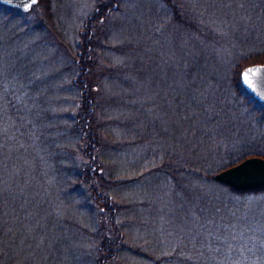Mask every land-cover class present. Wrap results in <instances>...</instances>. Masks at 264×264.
Listing matches in <instances>:
<instances>
[{
	"label": "rangeland",
	"instance_id": "rangeland-1",
	"mask_svg": "<svg viewBox=\"0 0 264 264\" xmlns=\"http://www.w3.org/2000/svg\"><path fill=\"white\" fill-rule=\"evenodd\" d=\"M105 1L38 0L28 10L0 2V93L9 101L7 114L14 110L18 117V129L11 132L17 136L12 144L16 154L11 158L28 171L24 178L18 165L12 175L22 179L21 193L26 197L21 196L18 211L3 213L0 264L100 262L103 233L106 228L112 231L110 223L85 194L93 210L80 208L74 199L80 191L75 186V169L89 143L79 119L87 89L92 90L97 105L90 130L96 124L100 148L93 153L123 233V243L112 246L116 248L112 261L170 264L172 252L188 238L189 228H182L188 222L182 205L190 201L185 202L172 176L160 170L171 157V145H179L182 153L188 148L189 155L198 157L209 146L212 160H217L219 140L215 147L212 133L200 134L202 122L188 125L171 116L180 104L185 109V92L197 91L191 84L200 85L202 71L218 69L215 56L200 58L205 53L212 56L213 45L186 35L187 29L174 21L180 17L173 12L172 0H117L110 15L102 21L92 19L95 24L89 26ZM216 4L226 10L219 17L228 19L232 33L245 32L251 40V47L242 53L230 47L231 55L222 54L218 66L224 78L215 82L216 95L226 109L221 125L233 132L221 140L226 152L221 150L218 164L223 167L264 153L263 103L247 89L237 90L233 76L232 82L226 78L244 55L264 53V27L244 16L248 10L240 12L245 6L235 12L228 1ZM87 40L93 48L83 92L76 82L81 78L77 60L83 58ZM137 99L138 106L132 110ZM151 110L154 114L150 115ZM216 114L208 115L205 124H219ZM150 123L152 127L145 130ZM261 197L257 205L264 215V190ZM180 208L181 215L177 214ZM255 218L264 227V218Z\"/></svg>",
	"mask_w": 264,
	"mask_h": 264
},
{
	"label": "trees",
	"instance_id": "trees-1",
	"mask_svg": "<svg viewBox=\"0 0 264 264\" xmlns=\"http://www.w3.org/2000/svg\"><path fill=\"white\" fill-rule=\"evenodd\" d=\"M172 0L173 12L179 15L180 19L174 21L183 29H187L188 37H195L201 43H212L214 54L212 56L201 54L200 58L208 56L211 59L215 56L216 69H210L208 71L203 70L200 79V85L197 82L192 83V87H197L196 92H185L184 110H182V104L178 107V112L174 115L171 114L173 119H179L189 125L191 123L202 122L203 125L200 129L201 132L212 133L218 141V150L215 152L217 160L214 163L213 152L209 146H204L206 152L200 153L195 156L189 155V149H182L179 145L170 146L171 157L166 158L163 165V169L160 171L168 173L172 176L173 181L176 182V186L181 191L182 197L189 205H182V211L187 219V224L182 228L188 227V238L180 243V246L172 252L170 255V264H264V227L256 223L255 217L264 218L261 207L257 205L261 194L264 189L256 191L239 192L235 191L227 184H223L214 178V174L219 171L220 168L232 166L234 163H225L223 167L219 163V157L222 152H226L224 142L225 137L229 136L227 128L221 125V117H225L226 109L224 103L217 99V86L216 83L223 77L222 71L219 68L221 55L224 53H230V47L238 53H242L245 49L251 47V40L247 37L245 32L241 34L236 32L232 33V25L228 23L227 18L219 17L224 15L222 5L219 6L216 3L221 1H228L230 10L236 12V10L244 9L248 12H244L249 21L253 20L254 23L264 27V0ZM117 0H106L97 7V14L90 18L96 21H102L106 16L110 15L112 11L116 9ZM216 4L217 7H214ZM221 9V10H220ZM217 12V16H210L211 13ZM226 11V10H224ZM182 14V15H181ZM236 16L243 17L242 13H238ZM90 23L89 26L95 24ZM231 28L228 32L225 31ZM256 30H253L254 32ZM84 51H82L83 58H79L78 65L81 69L80 79H76L81 84V90L84 92L87 88V82H84L85 75L90 68V54L92 45L89 40L85 41ZM90 52V53H89ZM248 52V51H247ZM246 53V52H245ZM247 55H244V58ZM250 57L243 58L233 66L228 72L227 79H231L235 82L237 90H245V86L241 79V72L244 67L251 63L263 62L264 53L250 54ZM237 58V57H236ZM83 62V63H81ZM224 78V77H223ZM210 88L213 92L208 91ZM88 93L84 97V105H81L82 110L79 113V119L82 121L81 128H83L84 136L89 141L85 148L82 150V159L79 166L75 169L77 175V181L75 186H80V191L74 195L75 202H78V206L83 208L88 205L85 201V194L87 199L89 198L96 208L98 213L105 215L107 223H110L112 231L106 228L103 233V241L100 246V262L99 264H115L112 258L116 254V248L112 246L123 243V233L118 229V223L115 215L117 211L116 205L112 196L104 192L105 182L103 178L102 169L99 167V163L96 160V155L93 153V149L98 151L100 148L97 144L99 140L96 134V124L93 126V131L90 130L93 115L96 113L95 98L92 95V90L87 89ZM215 95H211V94ZM259 100V99H258ZM174 101V100H173ZM8 99L1 96L0 93V224L3 221V213L7 211H18L15 209L21 206V196H25L24 192L21 193L20 182L22 179L13 178L14 172L17 173V168L20 165V171L25 172L24 178L28 174L26 167L22 164H16L15 160L11 158L16 154L15 146L12 145L17 136L11 134L18 129V117L14 113V110L7 114ZM115 104L120 101L114 100ZM123 101L122 103H124ZM133 102V100H132ZM183 102V101H179ZM121 103V102H120ZM119 103V104H120ZM168 103H171L169 100ZM138 106V99L136 104H131V109ZM222 106V107H221ZM264 112V105L262 106ZM13 112V113H12ZM217 112V114H216ZM143 114H148L142 111ZM215 113L219 118V124L216 123L214 127L208 122L210 114ZM151 114H154L151 110ZM220 117H219V116ZM208 118L205 120V118ZM151 118V116H150ZM148 119V118H147ZM179 121V122H180ZM138 120L135 121V123ZM187 125V126H188ZM218 126V127H216ZM229 126V124H228ZM145 125V130L151 128ZM230 127V126H229ZM199 130L198 128H195ZM231 129V128H230ZM193 130V129H192ZM12 132V133H11ZM228 132V133H227ZM232 132V130H231ZM173 133L171 130L170 134ZM233 133V132H232ZM230 133V134H232ZM158 136V133H157ZM84 139V141H85ZM228 139V138H227ZM226 139V140H227ZM87 141V142H88ZM90 144V145H89ZM97 145V146H96ZM95 148H98L97 150ZM97 153V152H96ZM252 155H260L264 157V153H255ZM215 158V157H214ZM16 162L18 161L15 156ZM214 163V164H213ZM26 183L24 188L28 187V179H25ZM17 181L18 185L15 184ZM69 188H72L71 185ZM187 200V201H186ZM8 210L6 208L8 207ZM91 208L92 206H87ZM179 207V205H178ZM184 208V209H183ZM93 210V208H91ZM95 210V209H94ZM181 215V208L177 209ZM198 236H202L198 238ZM120 246V245H119Z\"/></svg>",
	"mask_w": 264,
	"mask_h": 264
},
{
	"label": "water",
	"instance_id": "water-1",
	"mask_svg": "<svg viewBox=\"0 0 264 264\" xmlns=\"http://www.w3.org/2000/svg\"><path fill=\"white\" fill-rule=\"evenodd\" d=\"M0 2L22 10L32 7H27L30 0H0ZM241 79L246 89L264 103V63H252L244 67ZM214 178L239 192L264 189V157L259 155L246 157L241 162L215 173Z\"/></svg>",
	"mask_w": 264,
	"mask_h": 264
},
{
	"label": "snow or ice",
	"instance_id": "snow-or-ice-1",
	"mask_svg": "<svg viewBox=\"0 0 264 264\" xmlns=\"http://www.w3.org/2000/svg\"><path fill=\"white\" fill-rule=\"evenodd\" d=\"M35 3H37V0H30V2L27 4V7L30 8ZM246 79H247V77H246Z\"/></svg>",
	"mask_w": 264,
	"mask_h": 264
}]
</instances>
